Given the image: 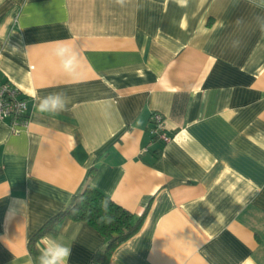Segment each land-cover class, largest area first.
<instances>
[{
	"label": "crops",
	"instance_id": "crops-1",
	"mask_svg": "<svg viewBox=\"0 0 264 264\" xmlns=\"http://www.w3.org/2000/svg\"><path fill=\"white\" fill-rule=\"evenodd\" d=\"M262 28L264 0H0V83L27 114L18 133L0 120V264H38L46 236L99 264L108 240L68 218L28 249L86 185L144 213L108 264H264ZM54 92L67 110L39 112Z\"/></svg>",
	"mask_w": 264,
	"mask_h": 264
},
{
	"label": "trees",
	"instance_id": "trees-1",
	"mask_svg": "<svg viewBox=\"0 0 264 264\" xmlns=\"http://www.w3.org/2000/svg\"><path fill=\"white\" fill-rule=\"evenodd\" d=\"M108 196L101 193L91 185L84 186L75 194L67 207L51 217L29 241L28 249L35 254L34 242L45 234L56 233V226L62 219L68 218L72 221H82L99 232L108 240L106 247L97 251L94 260L99 264H108L112 252L122 242L133 236L144 221V213L134 215L127 209L116 204L111 199L109 212L105 214L101 209V201ZM110 216L111 221H101V217Z\"/></svg>",
	"mask_w": 264,
	"mask_h": 264
},
{
	"label": "clouds",
	"instance_id": "clouds-1",
	"mask_svg": "<svg viewBox=\"0 0 264 264\" xmlns=\"http://www.w3.org/2000/svg\"><path fill=\"white\" fill-rule=\"evenodd\" d=\"M121 6L124 5L125 0H116ZM255 2V0H252ZM259 7V4H255ZM264 29V28H262ZM239 45L237 41L233 47ZM52 55L58 60L59 66L69 76L77 73L79 68L78 56L75 51L68 45H58L52 49ZM69 104V98L63 92L50 93L45 97L39 98L35 105L36 109L41 113L58 114L66 111ZM111 200L105 198L101 201V209L107 214L109 212ZM101 221H111L110 216H103ZM72 249L70 246L59 241L56 237L46 236L43 238V250L39 256L38 264H68Z\"/></svg>",
	"mask_w": 264,
	"mask_h": 264
},
{
	"label": "built area",
	"instance_id": "built-area-1",
	"mask_svg": "<svg viewBox=\"0 0 264 264\" xmlns=\"http://www.w3.org/2000/svg\"><path fill=\"white\" fill-rule=\"evenodd\" d=\"M26 101L20 90L8 81L0 83V120H9L13 133L27 122ZM149 132L152 138L168 142L170 137L165 132L164 118L158 112H152L149 118Z\"/></svg>",
	"mask_w": 264,
	"mask_h": 264
}]
</instances>
